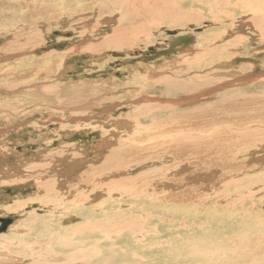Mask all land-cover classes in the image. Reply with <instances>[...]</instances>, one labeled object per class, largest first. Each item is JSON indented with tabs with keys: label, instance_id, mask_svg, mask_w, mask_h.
I'll return each mask as SVG.
<instances>
[{
	"label": "bare ground",
	"instance_id": "obj_1",
	"mask_svg": "<svg viewBox=\"0 0 264 264\" xmlns=\"http://www.w3.org/2000/svg\"><path fill=\"white\" fill-rule=\"evenodd\" d=\"M69 1L71 5L78 8L76 17L82 20L91 17L100 18L103 19L104 25L109 22L115 24L112 35H109L114 39H109L106 47L99 44L91 45L89 41H85L89 43L85 49L91 52H99L108 46L117 49L124 46L126 41L128 45L135 43L140 33H143L142 25H146L144 22L149 24L157 17L182 28L183 23L194 20L191 17L192 14L190 17L188 13L184 14V11L190 10L193 4L201 6L199 13L215 22L236 17L238 14L249 16L247 23H252L258 34L264 36V0ZM56 6L58 7V4L55 1L46 3L43 0H0V27L3 28L5 25L10 29L7 32L10 33L9 36L6 32L0 33V40L9 39L4 50L29 51L35 48L43 41L44 36L39 23L46 25L47 28L56 26V17L48 14L51 9L55 11ZM82 11L84 12L81 13ZM223 34L213 36L209 41L221 40V37H226ZM235 35L236 33L234 37ZM60 37H68V35L61 34ZM239 37H235L233 41L241 40ZM105 44L104 42L103 45ZM0 70V82L3 78L16 73L13 69L3 71L0 67ZM11 81V79H4L0 84V96H9L16 92L22 94L34 86L30 93H25V96H32L30 98L35 101V107L43 108L53 102L58 103V99L50 97L47 90L44 89L46 93L41 94L42 89L38 85L31 83L26 88L25 85L16 87L15 82ZM160 83L169 88L168 79L161 80ZM189 88L190 86L186 84H179L175 90L186 91ZM262 99L256 96L227 101L225 99V102L216 105L215 109L200 112L198 110L189 115L185 114L186 117L175 116L173 120L156 125L158 127L155 129L150 127V130L140 133L138 138L113 146L114 148L104 153L99 167L85 166L83 170H80L81 175L78 172L79 176L75 175L76 177L70 180L64 178H68L70 173L83 167L81 163L78 164L80 161L76 162L78 160L75 159L76 153L70 152L72 146H62L63 143H60L62 141L59 139L61 149L53 150V153L37 151L38 154L33 155L36 158L39 157L38 160L41 163L36 167L29 166L31 169L28 172V178L32 180L30 186L35 191L25 200L28 201L27 204L34 201L38 206H47L48 208L45 209L47 211L44 212L45 215L43 214L46 217L29 216L21 223L19 222V225L17 223L14 226L15 232L20 234L19 236L11 235V238L14 236V240L0 239V250H8L13 254L11 257L10 255L0 256V263L9 264L10 260H13L11 262H23L20 264H187L189 257L177 258L179 256L176 257L174 254L178 249L196 250L198 248L196 244L205 243V238L196 240L190 233L193 230L187 225L189 220L192 223V221L199 222L200 219H204L186 217L180 213L175 215L171 210H163L160 206L215 207L224 203L223 205L229 204L231 207L244 201H238L239 192L245 189L251 191L252 186L258 185L257 180L253 181L249 176L264 171V157L261 160L255 156L258 147L264 145V100ZM78 100L76 101V98L68 100L72 101L69 105H76L77 102L79 105L86 101L84 97ZM21 104L5 105L4 108L1 106L0 121L3 119L7 126H13L17 124V119L23 120V115L29 112L24 109L26 105ZM29 115L32 114L29 113ZM38 128L33 126L28 129L38 131ZM28 129H20L13 133L19 135ZM50 134L55 140L56 134L53 132ZM6 138L7 136H0V141L5 144ZM45 139L47 140V135H39L37 143L42 144ZM50 142L47 141L45 145L48 146L52 143ZM109 147L106 145L105 148ZM67 157L76 163L68 161L69 158L67 161L70 163H67ZM59 158L60 161L57 160ZM151 161H159L160 168L142 176L125 177L127 176L126 168ZM59 166H63L62 175L61 169L58 172L56 168ZM245 174L248 175V181L243 178ZM241 179L248 188H244L240 182ZM83 189L86 192H83ZM100 190L107 193L104 201L94 208L89 203V206L84 209L83 203L87 205V201H92L91 193L97 194ZM230 191H233V194H227ZM113 193L124 197L114 199ZM19 200L10 201L11 204L3 206V209L21 214V210L28 205H24V202ZM37 210H39L37 206L33 205L25 211L34 213ZM74 218L79 219L80 224L67 226L72 224ZM190 223L188 224L191 225ZM26 237H29L30 242L23 239ZM27 252L29 253L28 261H21L19 257L25 258ZM196 258L200 257L196 256ZM203 260L202 258L201 261Z\"/></svg>",
	"mask_w": 264,
	"mask_h": 264
},
{
	"label": "rangeland",
	"instance_id": "obj_2",
	"mask_svg": "<svg viewBox=\"0 0 264 264\" xmlns=\"http://www.w3.org/2000/svg\"><path fill=\"white\" fill-rule=\"evenodd\" d=\"M43 1L46 3L55 1L59 9L56 6L55 11L51 9L48 12L51 17H56V26L47 28L46 25L39 23L44 33L42 43H36V47L29 51L23 49L6 51L4 49L9 39L0 40L1 69L16 71L13 76L5 77L3 80L11 79L16 87L25 85L26 88L31 83L38 85L42 89L41 94L47 90L50 97L58 99V106L53 102L43 108L35 107V101L30 98L32 96H25V93H30L34 86L22 94L16 92L9 96H0V107L22 103L21 105H26H23L25 111L32 114L23 115V120L17 119V124L13 126H7L3 119L0 121L2 122L0 136H7L5 144L0 141V218L13 217L12 225L0 233V239L7 238V241L14 240V236L20 235L14 229L17 223L19 225V222L21 223L29 216L46 217L44 212L47 211L45 210L47 206H38L34 201L27 204L28 201H26L35 191L30 186L32 180L28 178V172L31 169L29 166L36 167L41 163L38 160L39 157H34L38 154L37 151L53 153L64 145L72 146L73 150L71 149L70 152L76 153L75 159H78L76 162L80 161L78 164L81 163L83 167L70 173V176L66 175L68 178L64 179L70 180L79 176L78 172L81 175L80 170H83L85 166L99 167L104 153L116 147L118 143L138 138L140 133L150 130V127L155 129L158 127L156 125L173 120L175 116L186 117L185 114L189 115L198 110L200 112L215 109L216 105L224 103L225 99L227 101L256 96L264 100V36L258 34L252 23H247L249 16L238 14L236 17L215 22L199 13L201 6L193 4L190 10L184 11V14L188 13L189 17L192 14L191 17L194 20L183 23L182 28L157 17L149 24L144 22L147 26L142 23L143 33H140L135 43L128 45L126 41L124 46L117 49L108 46L99 52H91L85 49L89 44L85 41H89L91 45L99 44L106 47L109 43L107 41L114 39L109 35H112L115 24L109 22L104 25L103 19L100 18L91 17L82 20L76 17L78 8L71 5L69 0ZM9 31L10 29L5 25L3 28L0 27V33L6 32V35H10L7 33ZM235 33V37L240 36L241 40L233 41L236 39ZM56 34H64L68 37H60ZM222 34L226 37H221V40L215 42L209 41L213 36ZM101 42L106 44L103 45ZM7 57L10 60L6 59ZM164 79H168L169 88L160 83ZM179 84H186L190 88L186 91L175 90ZM49 90H53L52 94ZM80 97L82 99L84 97L87 102L69 105L72 101L68 100L76 98L77 101ZM54 105L57 107H53ZM33 126L39 127V130L28 129ZM20 129L28 130L19 135L13 133ZM51 132L56 134L55 140L52 139ZM43 134L47 135V140L45 139L44 142H52L48 146L45 145L46 142L37 143V137ZM59 142L63 145L60 146ZM106 145L110 147L107 149ZM257 150L255 156L262 160L264 145H260ZM67 159L75 162L67 157V163H70ZM36 160L38 162L35 163ZM57 160L60 161V158ZM160 166L159 161L135 164L126 168L127 176L125 177L142 176L159 169ZM56 168L58 172L61 169L62 175L63 166ZM247 176V174L243 175L246 181H248ZM263 176L264 171L249 176L253 181L257 180L258 185L252 186L251 191L241 190L237 198H239L238 201H244L236 206L230 207L229 204L223 205L224 203L215 207L160 206L163 210H171L175 215L180 213L186 217L204 219H200L199 222L192 221V223L189 220L188 223L191 225L188 223L187 225L193 230L190 231L193 237L196 240L205 238V243L196 244L198 247L196 250L178 249L174 256L189 257L187 264H264ZM242 179L240 182L244 188H248ZM254 187L259 188L254 189ZM82 191L86 192L85 189ZM232 192L227 194H233ZM91 194H93L92 201H87V205L83 203L84 209L89 206V203L91 207H96L107 196V193L101 190L97 194ZM120 197L124 196L113 193L114 199ZM18 199L29 207L37 206L39 210L26 213L25 210L29 208L27 206L21 210V214H16L3 209V206L6 207ZM123 199L127 201L126 198ZM71 223L67 226L78 225L80 220L74 218ZM28 238L23 239L30 242ZM3 255L11 257L13 254L3 249L0 250V256ZM28 255L27 252L25 258L19 257V259L28 261ZM196 256L200 258L197 259ZM202 258L203 261H201ZM11 261L13 260H10L9 264L23 263Z\"/></svg>",
	"mask_w": 264,
	"mask_h": 264
},
{
	"label": "flooded vegetation",
	"instance_id": "obj_3",
	"mask_svg": "<svg viewBox=\"0 0 264 264\" xmlns=\"http://www.w3.org/2000/svg\"><path fill=\"white\" fill-rule=\"evenodd\" d=\"M13 218V217H12ZM11 217H2V218H0V229H2V228H4L5 230L4 231H6L7 230V228L10 226V225H12V223H13V219H12ZM3 231V232H4Z\"/></svg>",
	"mask_w": 264,
	"mask_h": 264
},
{
	"label": "water",
	"instance_id": "obj_4",
	"mask_svg": "<svg viewBox=\"0 0 264 264\" xmlns=\"http://www.w3.org/2000/svg\"><path fill=\"white\" fill-rule=\"evenodd\" d=\"M167 34L168 35H173L172 33H167ZM56 35L60 36L61 34H56ZM4 230H5L4 228L0 229V233L3 232Z\"/></svg>",
	"mask_w": 264,
	"mask_h": 264
}]
</instances>
